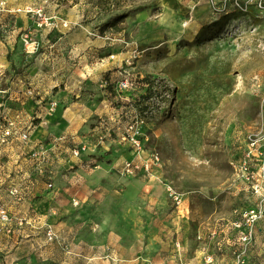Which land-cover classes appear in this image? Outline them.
I'll return each instance as SVG.
<instances>
[{
    "label": "rangeland",
    "instance_id": "obj_1",
    "mask_svg": "<svg viewBox=\"0 0 264 264\" xmlns=\"http://www.w3.org/2000/svg\"><path fill=\"white\" fill-rule=\"evenodd\" d=\"M89 1L97 7L91 16L119 12L104 22H90L101 36L112 32L105 34L112 45L129 46L123 66L113 70L114 76L103 75L99 88L115 114L121 111L122 122L136 115L145 119L143 158L157 153L162 164L153 180L145 173L119 176L125 203L120 202L117 214L105 217V225L92 230L100 235L91 242L103 244L104 249L97 248L103 251L80 262L61 236H46L55 244L54 254H35L20 264H101L94 262L101 259L102 264H116L106 262L104 255L107 247V252L118 250L109 237L121 215L136 224L120 230L118 264H198L199 244L209 242L214 243L205 255L214 258L211 264H231L245 248L239 240L242 225L208 224L225 214L227 221H239L241 208L263 198L254 189L260 179L256 163L246 170L243 162L264 138V0ZM143 9L150 14L139 20ZM126 74L134 79L133 89L118 86ZM13 76L7 71L0 77V128L12 122L8 114L3 117L2 107L9 109ZM110 79L112 84H106ZM31 88L26 85L25 98L37 97ZM20 122L29 126L38 119L24 117ZM119 136L116 146L127 149ZM133 152L132 160L140 161ZM61 156L68 157L64 151ZM169 188L182 195L180 204ZM259 226L263 230L246 247L243 264H264V225ZM214 228L219 231L212 239ZM130 238L132 248L124 246ZM224 238L225 251L218 244ZM0 264L7 263L0 259Z\"/></svg>",
    "mask_w": 264,
    "mask_h": 264
},
{
    "label": "crops",
    "instance_id": "obj_2",
    "mask_svg": "<svg viewBox=\"0 0 264 264\" xmlns=\"http://www.w3.org/2000/svg\"><path fill=\"white\" fill-rule=\"evenodd\" d=\"M27 6L42 8L56 25L39 28L32 13L15 12ZM94 8L97 9L89 0H7V10L0 13V77L12 71L11 82L15 87L6 101L9 109L2 107V114L3 117L8 114L15 127L30 136L27 141L14 136L7 145L0 144V205L5 206L11 216L24 220L22 226L11 224L10 233L0 226V259L7 264L31 261L40 253L52 256L55 244L45 238L46 225H51L59 237L72 246L77 261L88 259V255L103 251L97 250L98 247L105 248L103 244L91 242L92 237L100 235L92 230L105 225V217L117 214L120 202L125 203L118 185L124 182L119 171L125 161L135 158L133 149L125 140L127 149L116 146L121 141L116 132L99 146H95L94 136L103 125L117 127V121L126 123L122 122L121 111L115 114L99 87L103 75L114 76L113 70L123 66L129 56V46L128 43L127 47L112 45L106 40V35L112 32L101 36L90 22H104L119 12H97L102 16L96 18V13L90 15ZM149 14L146 9L141 10L139 20H145ZM63 22L67 26L62 25ZM26 32L33 33L40 43L36 53L26 51L22 42ZM25 84L31 85L37 97L25 98ZM106 84L111 85V79ZM52 101L57 102L55 109L50 107ZM24 117L37 118L38 122L25 126L20 122ZM93 118L97 119L92 121ZM61 137L65 138L51 151L45 167L30 158V149L37 144L55 143ZM80 145H86L87 151L73 156L72 149ZM63 151L67 159L61 156ZM101 152L103 158L98 157ZM14 185L20 187L22 200L9 193ZM123 217L119 216L120 220L112 224L115 229L109 237L110 243L118 250L107 252L110 250L107 247L106 262L111 259L118 264L119 244L123 246L120 230L136 224ZM226 222L227 214L208 225H213L212 228ZM212 243L199 244L198 264H205V251L210 252ZM134 244V239L130 238L124 246L132 248ZM218 244L225 251L226 238ZM215 256L218 259L217 254ZM94 262L102 264L105 260Z\"/></svg>",
    "mask_w": 264,
    "mask_h": 264
},
{
    "label": "built area",
    "instance_id": "obj_3",
    "mask_svg": "<svg viewBox=\"0 0 264 264\" xmlns=\"http://www.w3.org/2000/svg\"><path fill=\"white\" fill-rule=\"evenodd\" d=\"M7 10V0H0V13ZM26 11L32 13L37 21V26L42 27H53L56 24L52 21V17L45 14L42 8H34L32 6H27L23 9H16L15 12ZM64 26H67L63 22ZM22 42L26 48V51L29 53H36L40 48V43L37 38L31 32L23 33ZM118 86L122 90H130L135 87L134 79L129 78L128 74L124 75L123 79L118 83ZM57 106L56 101H52L51 109H55ZM117 127L113 125H103L99 128V132L94 136L95 137V146L102 145L108 136H111L113 132L121 134L125 142L137 153L140 157V161L136 162L134 160H127L124 162L121 170L119 171L122 176H135L139 173H145L150 177H155V169L161 167V160L157 153H152L148 158H143V146H144V132L146 127V121L142 116L136 115L128 120L125 125L117 121ZM14 136L22 138L24 141L29 139V133L27 131H19L14 122H10L4 128H0V144H8ZM65 137L58 138L55 143L41 142L31 149L29 152L30 158L34 161L40 163L41 167H45L49 157L51 156V151L54 147L58 146V142L63 140ZM260 141V140H259ZM261 146L255 148L254 151L252 148L246 153L244 157V167L246 170L251 168L253 163H256V173L259 176V182L254 185L256 192H260L263 196L261 201H259L255 206L250 208H243L240 211L239 221L226 222L227 225H242V233L239 237L241 243L245 245L244 250L239 253L231 264H243L245 260L242 258V254L246 252V247L249 246L252 242L255 241V235L262 231L263 228L259 225H264V138L260 141ZM255 141H253L252 146H255ZM88 147L86 145H80L72 149L73 156H81ZM258 166V167H257ZM263 183L261 184L260 183ZM9 193L22 200V194L20 187L13 186L10 188ZM170 196L173 200L180 204L182 202V195L178 192L169 188ZM15 222L19 226L24 224V220L21 218H16L10 215L8 209L5 206L0 205V226L3 227L7 232H12L11 224ZM219 229L214 228L210 231V238L215 237L218 234ZM225 231V229H222ZM46 236L49 240L59 238L58 233L53 229L51 225H46ZM213 239V238H212ZM214 262V258L211 255H208L205 258V263L211 264Z\"/></svg>",
    "mask_w": 264,
    "mask_h": 264
},
{
    "label": "trees",
    "instance_id": "obj_4",
    "mask_svg": "<svg viewBox=\"0 0 264 264\" xmlns=\"http://www.w3.org/2000/svg\"><path fill=\"white\" fill-rule=\"evenodd\" d=\"M202 32V31H201Z\"/></svg>",
    "mask_w": 264,
    "mask_h": 264
}]
</instances>
